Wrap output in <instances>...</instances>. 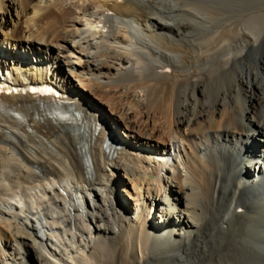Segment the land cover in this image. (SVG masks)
Wrapping results in <instances>:
<instances>
[{"label":"bare ground","instance_id":"bare-ground-1","mask_svg":"<svg viewBox=\"0 0 264 264\" xmlns=\"http://www.w3.org/2000/svg\"><path fill=\"white\" fill-rule=\"evenodd\" d=\"M253 1L0 0V264H264Z\"/></svg>","mask_w":264,"mask_h":264},{"label":"rangeland","instance_id":"rangeland-1","mask_svg":"<svg viewBox=\"0 0 264 264\" xmlns=\"http://www.w3.org/2000/svg\"><path fill=\"white\" fill-rule=\"evenodd\" d=\"M264 3V1L263 0H254L253 2H252V8H254V9H256L257 7H259V6H261L262 4ZM257 6V7H256ZM3 13L4 12H0V18L3 16ZM71 59H73V58H71ZM77 79V78H76ZM74 80V83H76L77 85H81V83L82 82H80L79 80L77 81V80ZM80 83V84H79ZM262 84H263V86H264V81H262L261 82ZM79 89L81 90V88L79 87ZM263 89H264V87H263ZM104 109H105V111L106 110H108V107L106 108V106H104ZM107 112V111H106ZM135 117H134V119L135 120H141L142 119V117L140 116V115H137V114H135L134 115ZM140 116V117H139ZM242 161H240V163H241ZM241 164H244V162H242ZM119 177V179L120 180H123L124 181V188L123 189H121L122 191H121V193H120V196H121V199L122 200H124V201H126L128 204H130V206L132 207V206H134V200L137 198V197H140V195H137L136 193H142L143 195L144 194H146V192H145V190H144V188H141V189H137V186H135V184H128L127 183V181L123 178V176H122V174L121 175H119L118 176ZM136 191V192H135ZM139 191V192H138ZM130 215H133L132 213L130 214H128V216H130Z\"/></svg>","mask_w":264,"mask_h":264}]
</instances>
